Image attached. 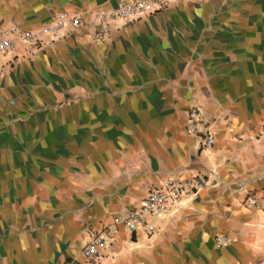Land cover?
Returning a JSON list of instances; mask_svg holds the SVG:
<instances>
[{
  "label": "crops",
  "instance_id": "0c3cea01",
  "mask_svg": "<svg viewBox=\"0 0 264 264\" xmlns=\"http://www.w3.org/2000/svg\"><path fill=\"white\" fill-rule=\"evenodd\" d=\"M118 1L0 0V29ZM191 106L211 149L184 130ZM262 123L264 0H176L105 35L66 24L18 45L0 57V264H264ZM167 178L205 185L152 234L106 233ZM95 233L107 246L93 261Z\"/></svg>",
  "mask_w": 264,
  "mask_h": 264
},
{
  "label": "built area",
  "instance_id": "2783aa9c",
  "mask_svg": "<svg viewBox=\"0 0 264 264\" xmlns=\"http://www.w3.org/2000/svg\"><path fill=\"white\" fill-rule=\"evenodd\" d=\"M176 0H131L120 2L111 11L105 13L96 12L90 17L71 15L66 11H60L54 15L49 24L35 30L20 29L15 23H11L0 29V57L14 51L18 45L38 44L43 37L60 35L62 28L68 24L72 28H87L96 26L101 35L106 34L109 26L116 20H131L146 13L166 8ZM209 119L203 118L196 106L187 110L184 130L186 133L195 134L201 149H211L215 142L213 130L209 127ZM260 134H264V123L261 124ZM200 185L195 180H182L179 178H167L159 186L148 190L144 199L136 205L126 207L112 218V222L106 228V233H116L119 226L128 232L138 234H152L155 231V218L166 214L172 209L178 208L182 196L186 193L196 194ZM248 206H261V202L253 197L246 200ZM109 235V234H108ZM218 244L226 241L222 236H216ZM107 246V237L98 234L91 237L82 249L84 257L90 260L103 258V250Z\"/></svg>",
  "mask_w": 264,
  "mask_h": 264
},
{
  "label": "rangeland",
  "instance_id": "374dc122",
  "mask_svg": "<svg viewBox=\"0 0 264 264\" xmlns=\"http://www.w3.org/2000/svg\"><path fill=\"white\" fill-rule=\"evenodd\" d=\"M128 1H131V0H119V1L117 2L116 6H117L118 3H120V2H128ZM116 6H115V7H116ZM115 7H114V8H115ZM110 11H111V10H110ZM100 12H102V11H100ZM104 12L107 13L108 11H104ZM140 17H141V16H140ZM138 18H139V17H138ZM134 19H136V18H134ZM134 19H131V20H134ZM123 21H128V20H123ZM109 28H110V26H109ZM108 32H109V30H108ZM108 32H107V33H108ZM107 33H106V34H107ZM103 35H105V34H103ZM260 127H261V126H260ZM259 134H260V132H259ZM260 135H263V134H260ZM197 182H198V181H197ZM198 184H199L200 186H201V185H205V181L200 180V181L198 182ZM248 197H250V196H248ZM248 197H247V198H248ZM247 198H246V199L244 200V202H243V204H245V205H247V204H246V200H247ZM247 206H248V205H247ZM98 234H99V233H95V234H93L92 236L89 237V239H90L91 237L95 236V235H98Z\"/></svg>",
  "mask_w": 264,
  "mask_h": 264
}]
</instances>
